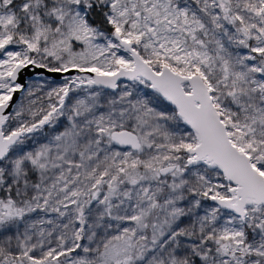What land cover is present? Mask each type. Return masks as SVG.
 Listing matches in <instances>:
<instances>
[{
  "label": "snow or ice",
  "instance_id": "obj_1",
  "mask_svg": "<svg viewBox=\"0 0 264 264\" xmlns=\"http://www.w3.org/2000/svg\"><path fill=\"white\" fill-rule=\"evenodd\" d=\"M0 264H264V0H0Z\"/></svg>",
  "mask_w": 264,
  "mask_h": 264
},
{
  "label": "water",
  "instance_id": "obj_2",
  "mask_svg": "<svg viewBox=\"0 0 264 264\" xmlns=\"http://www.w3.org/2000/svg\"><path fill=\"white\" fill-rule=\"evenodd\" d=\"M37 71H39V70H37ZM28 73H27V70H25V75H27Z\"/></svg>",
  "mask_w": 264,
  "mask_h": 264
}]
</instances>
